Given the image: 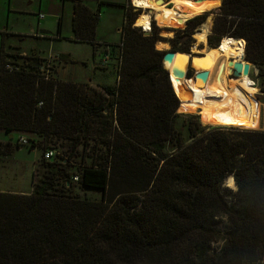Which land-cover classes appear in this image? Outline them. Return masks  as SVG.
Wrapping results in <instances>:
<instances>
[{"label": "trees", "instance_id": "16d2710c", "mask_svg": "<svg viewBox=\"0 0 264 264\" xmlns=\"http://www.w3.org/2000/svg\"><path fill=\"white\" fill-rule=\"evenodd\" d=\"M220 4L172 38L155 21L145 34L134 26L140 10L125 7L117 84L91 94L88 83L47 76L37 56L14 68L9 58L22 56L2 33L0 129L32 133L44 152L61 143L66 157L42 159L30 194L0 192V264H264V130L206 131L192 116L187 142L167 50L156 48L167 40L189 54ZM218 10L209 47L245 40V59L264 77V0H222ZM99 13L75 3L76 41L95 43ZM230 177L236 189L225 186ZM78 187L101 199L81 198Z\"/></svg>", "mask_w": 264, "mask_h": 264}, {"label": "rangeland", "instance_id": "374dc122", "mask_svg": "<svg viewBox=\"0 0 264 264\" xmlns=\"http://www.w3.org/2000/svg\"><path fill=\"white\" fill-rule=\"evenodd\" d=\"M170 1L171 0H161L158 3L163 4L164 7H174L177 11H183L180 7H175L171 4ZM76 2L77 0H0V44L2 33L6 32L8 34L6 37L7 51L12 54L22 56L20 58H9L14 68H21L23 65L27 64V58L37 56L41 58L42 71L49 77L58 76V78L63 81H87L88 79H91L93 84L101 85V87L108 85L115 86L117 84V58L115 57L114 52L115 50L117 51V49L114 48L113 45L119 44L121 41V35L118 32V29L121 28L123 15L120 14V10L118 9L107 10L103 7L101 21L98 23L99 26L96 30L95 43L92 44L88 42L76 41L72 30V7ZM89 2L91 1L89 0ZM125 2L127 1L125 0ZM95 3L96 1L92 2L91 5H94ZM130 5L132 6V4ZM58 6H60L61 10H63H60L58 14H55ZM218 7L208 10L214 12L208 16L212 21L211 30L208 33V36L212 31L215 15L219 12ZM132 8L134 7L132 6ZM106 10L108 12H106ZM137 10H140V18L141 15L144 14L145 9L137 8ZM146 11L151 14V22L155 21L156 25L160 29L159 34L163 38H172L177 29H183L185 27L186 22L182 25V28L181 26H160L156 20L155 11L151 9ZM41 13L45 14V18L43 20H39V15ZM134 26L139 27L137 25ZM139 28L144 32L141 27ZM41 29L47 30L45 35H54V38L59 37L54 41L43 39L41 35L45 30L41 33ZM165 31H171V36L166 35ZM144 33L148 35L151 31ZM21 36H24V39L21 40ZM48 38H51V36H48ZM194 39L195 43L190 53L203 56L205 51L210 49L209 45L197 43L195 37ZM100 43L102 46H99ZM106 47L111 48V52L108 55L109 63L106 68L98 67L99 69H96L95 66L97 65L95 64L100 63L105 57V49L107 50ZM39 51L44 52V55H41L43 53L39 54ZM52 53L54 55H66L70 62L65 64L63 63L64 68L61 69L59 57L54 55H45ZM243 58L245 59V54ZM245 61L247 60L245 59ZM205 69L206 68H203V71H205ZM197 73V70H195L192 66L188 67L187 77H196L198 76ZM230 77L233 78L232 75ZM250 78L255 84H257L258 87V94L254 96V99L256 100V107L258 109L257 112H259L258 119L260 124L257 129L219 125L204 126L201 124L198 113L179 112L181 116L176 121V128L183 133L184 139L187 142L191 141L187 129V121L192 116H196L198 118L202 128L207 129L206 131L213 128H220L223 130H229L231 128L241 130H264V77L255 75L252 70L250 72ZM88 86L90 85L88 84ZM101 87L90 86L89 93L91 94L93 92L92 89L103 90ZM21 134L23 133L15 131L12 134V137L6 136L5 138V135H0V139L5 138L6 142L0 143V190L30 194L33 190L34 174L38 173L39 164L44 158V150L43 146L40 145V139L32 138L29 133H25L26 136L23 137L29 139L30 144L23 145L20 141V137H22ZM202 134L203 133H200V136ZM91 144H93L92 141ZM34 146L37 148H34ZM48 147L49 148H46L45 151L51 149L56 152L55 159H59L61 156L66 157V155H64L65 147H63L61 143L49 145ZM74 160L79 164L81 162V157L75 158ZM85 162L88 164L91 163L90 159H86ZM231 178L232 177L226 180L225 186L236 189V186L233 187L230 184ZM76 192L81 198L86 197L95 200L101 199L100 191L78 187ZM225 225L226 221L224 219H220L219 226L224 229ZM222 244L223 241L215 243L212 245V249L219 248Z\"/></svg>", "mask_w": 264, "mask_h": 264}, {"label": "bare ground", "instance_id": "6f19581e", "mask_svg": "<svg viewBox=\"0 0 264 264\" xmlns=\"http://www.w3.org/2000/svg\"><path fill=\"white\" fill-rule=\"evenodd\" d=\"M158 1L133 0L137 8L145 9L144 14L137 18L135 23L143 28L144 32H150L152 28L151 14L146 11L148 9L155 11L160 26L182 28L187 20L204 13L209 5L221 3V0H171V4L183 10L180 12L174 7H164ZM211 25L212 21L209 18L200 31L196 32L194 37L197 43L208 45L207 36ZM165 34L171 36L172 32L165 31ZM158 46L171 47L170 43L165 41H159ZM245 46L246 42L243 39L224 38L219 48H210L203 56L191 57L189 54L176 52L173 61H165L164 66L170 71L177 65L183 71H188V67L192 66L198 72V76L193 78L179 79L171 75V84L181 102L178 112L198 113L204 126L257 129L260 124L254 99L258 94L257 84L250 78V73L241 74L238 78L230 77L232 73L230 61L248 64L243 59ZM203 68H206L205 71ZM230 184L236 186L232 178Z\"/></svg>", "mask_w": 264, "mask_h": 264}, {"label": "crops", "instance_id": "0c3cea01", "mask_svg": "<svg viewBox=\"0 0 264 264\" xmlns=\"http://www.w3.org/2000/svg\"><path fill=\"white\" fill-rule=\"evenodd\" d=\"M12 1V0H11ZM62 1H65V0H62ZM78 1H80V2H82L83 4H85V5H87L89 8H90V10H92V11H97V9L98 8H100V13H99V21H98V23L101 21V16H102V13H103V7H105L107 10L108 9H118V10H120V14H122L123 15V22H122V25H121V28H119L118 29V32L120 33V35H121V39H122V27H123V25H124V22H125V7H128V6H130V4H132L133 3V0H126L127 2H125V0H90L91 2H89V0H77V2ZM94 1H96V3L94 4V5H91L92 4V2H94ZM216 7H218V6H216ZM73 17H74V8H75V4H73ZM61 9H60V6H58V9L55 11V14H58V12L60 11ZM63 10V9H62ZM61 10V11H62ZM106 10V12H108ZM137 11V10H136ZM45 18V14H43V13H41L40 15H39V20H43ZM98 24H97V28H98ZM45 30V31H44ZM72 30H73V18H72ZM97 30V29H96ZM44 31V32H43ZM41 33L43 32V34L41 35V37H43V39H48L49 41H54L55 39H57V38H54V35H45L46 34V32H47V30L46 29H41V31H40ZM73 33H74V31H73ZM44 35V36H43ZM48 36H51V38H48ZM208 37V36H207ZM1 41H2V38H1ZM121 42V41H120ZM159 42V41H158ZM158 42L156 43V48L158 49V50H170V48H166V47H160V46H158ZM165 42H168V41H165ZM102 43V42H101ZM99 44V46H102V44ZM120 44V43H119ZM160 47V48H159ZM0 48H1V44H0ZM107 48V50L105 49V56L108 54L109 55V53L111 52L110 50H111V48H109V47H106ZM209 48V47H208ZM116 49H118V48H116ZM38 52V51H37ZM41 53H43V54H41ZM39 54H41V55H44V52H40L39 51ZM45 55H54L53 53L52 54H45ZM54 56H56V57H59V55H54ZM104 60H105V57H104V59L100 62V63H98V64H95V65H97V66H95V68L97 69L98 67H100V68H106L107 67V65H103V62H104ZM108 63H109V60H108ZM60 68L62 69V68H64V64L63 63H61V66H60ZM117 68H118V65H117ZM99 69V68H98ZM57 78H58V76H57ZM59 79V78H58ZM117 79H118V75H117V77H116V81H117ZM59 80H61V79H59ZM61 81H63V80H61ZM63 82H72V83H88L90 86H95V87H101V85H95V84H93L92 83V80L91 79H88L87 81H70V80H65V81H63ZM264 128V127H263ZM15 131H13V132H11V133H9V134H7L3 129H0V135H5V138H6V136L8 137V136H11L12 137V134L14 133ZM19 132H22V131H19ZM23 134H21V136H26L25 135V133L26 132H22ZM29 135L33 138L34 137V135L32 134V133H29ZM5 138H3V139H0V143L2 142V143H6L5 142ZM0 192H9V193H15V192H11V191H4V190H0Z\"/></svg>", "mask_w": 264, "mask_h": 264}, {"label": "water", "instance_id": "95a60500", "mask_svg": "<svg viewBox=\"0 0 264 264\" xmlns=\"http://www.w3.org/2000/svg\"><path fill=\"white\" fill-rule=\"evenodd\" d=\"M160 1L161 0H159L158 2H160ZM136 20H135V22H136ZM165 41H167V40H165ZM175 53L176 52H174V51L168 50L167 53L163 57V64L165 65V61H173ZM189 54L191 55V57L197 55V54H193V53H189ZM191 61H192V59H190V62ZM246 62H248V61H246ZM248 64H251V63L248 62ZM248 64L244 65L242 62L230 61L229 65L232 67L231 75L233 76V78H238V77L241 76V74L249 75V73H250V65H248ZM168 71H169L170 78H171V75H173V76H175L176 78H179V79L188 76V71L181 70L177 65L174 66L171 71L170 70H168Z\"/></svg>", "mask_w": 264, "mask_h": 264}, {"label": "built area", "instance_id": "2783aa9c", "mask_svg": "<svg viewBox=\"0 0 264 264\" xmlns=\"http://www.w3.org/2000/svg\"><path fill=\"white\" fill-rule=\"evenodd\" d=\"M132 6L134 7L135 10H137V7H135L134 2L132 3ZM142 29H143V28H142ZM244 54H245V53H244ZM108 60H109V59H108V54H107V55L105 56V60H104V62H103V65H107V64H108ZM8 68H11V66L9 65ZM252 70L254 71V74H255V75H258V73H259L258 68H257L255 65L250 64V71H252ZM20 141H21V143H22L23 145H29V144H30V140L24 138L23 136L20 137ZM54 153H55V152H54L53 150L48 149L47 151L44 152V158H45L46 160H51L52 157L54 156ZM74 180H75V181H78V177H75Z\"/></svg>", "mask_w": 264, "mask_h": 264}]
</instances>
